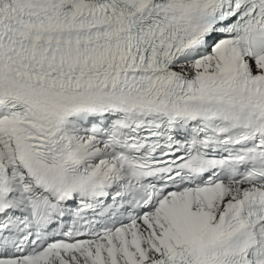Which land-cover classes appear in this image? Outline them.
Listing matches in <instances>:
<instances>
[{
  "label": "snow or ice",
  "instance_id": "snow-or-ice-1",
  "mask_svg": "<svg viewBox=\"0 0 264 264\" xmlns=\"http://www.w3.org/2000/svg\"><path fill=\"white\" fill-rule=\"evenodd\" d=\"M0 264H264V0H0Z\"/></svg>",
  "mask_w": 264,
  "mask_h": 264
}]
</instances>
